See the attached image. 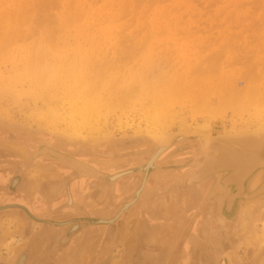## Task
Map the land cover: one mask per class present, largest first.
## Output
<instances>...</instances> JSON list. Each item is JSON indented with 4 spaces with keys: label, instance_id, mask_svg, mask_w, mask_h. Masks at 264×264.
Listing matches in <instances>:
<instances>
[{
    "label": "bare ground",
    "instance_id": "bare-ground-1",
    "mask_svg": "<svg viewBox=\"0 0 264 264\" xmlns=\"http://www.w3.org/2000/svg\"><path fill=\"white\" fill-rule=\"evenodd\" d=\"M67 1L68 0H66V2ZM71 1H73V0H71ZM110 1H112V0H110ZM124 1H126L127 3L128 2L132 3L134 6L132 4H130V5H132L135 8L136 7L135 3L138 2V4L141 5L143 0H141V2H140V0H138V1L137 0H124ZM224 1H226V0H224ZM16 2L17 1H15V3ZM56 2H57V0H35L34 4H35L36 8L34 7V12L37 11L38 13H41L44 11V13H45L46 12L45 9L49 8V6L52 7L53 4H54L53 6L55 7V5L57 4ZM60 2H61V0H60ZM114 2H116V3L115 4L112 3L113 5L110 3L108 5L110 7H114L116 9L117 6L120 4L121 0H116ZM126 2H124V3H126ZM143 2L146 4L148 3V1L145 2V0ZM149 2H150V0H149ZM152 2H154V1H152ZM163 2H164V0H163ZM194 2H195V0H194ZM196 2H198V0H196ZM202 2H203V0H202ZM240 2H241V0H240ZM249 2H251V1H249ZM3 3L7 4V2H4V1H3ZM3 3H0V5ZM17 3H19V2H17ZM23 3H24V1H23ZM27 3H29L28 0H26L25 5L22 6L24 10L21 9L23 11H20V12L25 13L27 10L29 11V9H28L29 6H28L27 10L25 9ZM122 3H123V1H122ZM258 3L256 0V4H258ZM32 4H33V2H32ZM85 4H86V2H85ZM151 4L152 3H150V5ZM202 4H200L199 6H202ZM246 4H249V3H246ZM256 4H254V6H256ZM58 5H60V4L58 3ZM124 5H126V4H124ZM15 6L16 5L14 4V7ZM33 6L31 5L30 9H31V7L33 8ZM91 6H92V3H91ZM176 6H178V5H176ZM54 7H53V10L55 8H58L59 6L55 7V8ZM126 7H127V5H126ZM147 7H148V5H147ZM234 7H236V6H234ZM251 7H253V6H251ZM65 8L66 9L69 8L68 4H67V6H64L63 9H65ZM70 8H72V6H70ZM70 8L67 10L71 11ZM204 8L205 9L207 8L206 5ZM253 8H255V7H253ZM253 8H251V10ZM110 9H112V8H110ZM115 9H114V11H115ZM120 9L122 10V8H120ZM125 9L126 8L124 7V10H122V12L123 11L125 12V13L123 12L124 15L127 14V11H128V10L125 11ZM135 9H137V7ZM135 9L134 10L132 9V10L134 12H136L137 10L135 11ZM149 9L150 8H148V10ZM194 9H196V8H194ZM202 9H203V7H202ZM210 9H209V11H210ZM225 9H224V11H225ZM13 10H15L14 12H16L17 9H13ZM13 10H11V11H13ZM31 10L28 13H32L33 10L32 11ZM84 10L85 9H83V12H85ZM11 11H9V12H11ZM73 11H71V13ZM109 11H111V10H108V12ZM173 11H174V9H173ZM255 11H256V9H255ZM2 12H4V11H2ZM54 12H58V11H54ZM66 12H68V11H66ZM134 12H131V13H134ZM22 13H21V15L19 14V16L17 15L18 17H17L16 22L19 23V21L21 19H23L20 21L19 25L21 24L22 28H24V26L26 27L29 24L28 21H27L28 24L25 22V19H27L26 16H29V17H32V16L30 14L25 15L26 13L22 15ZM38 13H35V14H37L36 15L37 18H38V15L40 16L38 18V20H39L38 23H36L37 22L36 21V22H33V24H31V25H35V24L38 25L42 21H45V22L47 21V22H49V23L46 22L47 24L51 23L52 26L50 28L52 29L53 28L52 22H56V21L58 22L57 19L54 18L56 21H53V18L51 19L49 17V16L53 15V14L51 15V12H50V15L48 16L49 12L47 11V16H43V17L41 16V14H38ZM63 13L65 14V12H63ZM69 13L70 12H68V14ZM111 13H113V12H111ZM241 13H243V12H241ZM2 14L0 13V17H1V21H2V24L0 21V25H1L0 26V30H1L0 35L2 33H6V36L4 38L2 37L4 34L2 36H0V41L3 39V41H2L3 43L0 42L3 44V45H1L2 47H0V55L3 54V57L7 60L8 55H7L6 49H7V47L10 46V44L11 45L15 44L14 41H16V40H25L26 41V40L32 39V38L36 39V37H34V36H36L37 33L31 29L32 27H30V29L33 32L29 33V35L26 34V36H25V34H24L25 32L20 31L21 25H20V27L17 25L19 27V28L17 27L18 29L15 28V23H16V22H14L15 21L14 20L15 15H11V14H14L13 12H11V14L9 13L11 15V17H9L10 16L9 15L8 20L10 19L12 21V23H10V21L8 22L11 25L7 29L5 26L7 21H8V20H6L7 15L3 16ZM64 14L62 15L63 17H64ZM77 14L78 13L73 12V14L69 15L68 17H66V14H65L66 18L61 17V19H59V22H60L59 24L62 23L61 26H59L60 29L66 27L67 25H68V29L72 28L71 26H69V24L72 20L74 22H76V20H78L77 18H79V17H77V16H79L80 14L79 15H77ZM141 14H143V12ZM247 14H248V12H247ZM120 15H117L116 17H118ZM72 16H75V19ZM126 16H128V14L125 15V17ZM155 16H156V14H155ZM24 17H25V19H24ZM36 17H35V19H36ZM53 17H54V15H53ZM184 17H186V16H184ZM184 17H180V18H184ZM247 17L249 18V16H247ZM11 18H13V19H11ZM112 18L113 17H110L109 20H112ZM121 18H122V16H121ZM209 18H210V16H209ZM28 19L30 20L31 18H28ZM32 19H33V17H32ZM117 19H120V17ZM143 19H144V17H143ZM187 19H189V17ZM244 19H245V17H244ZM256 19L258 20V17ZM240 20H243V19L240 18ZM250 20H251V22L254 21V19L253 20L249 19L248 22ZM171 21H172V19H171ZM13 22H14V24H13ZM23 22L25 24H23ZM126 22H125V25H126ZM241 22H243V21H241ZM56 23L54 24V26L56 25ZM202 23H203V25H205V27L208 25L206 23L204 24V22H202ZM224 23H226V22H224ZM41 24L45 25L46 29L45 28L44 29L46 30V32H47V30L50 31V32L46 33L47 37L44 34H43L44 35L43 36L41 33L42 39L46 41L48 36L51 37L53 34L56 33V31H54V29H52V31L50 30V28L48 29L47 26L49 27V25L45 24L44 22L40 23V25ZM245 24H247V23H245ZM13 25H14V27H13ZM31 25H29V26H31ZM36 25H35V27H36ZM72 25H74V24H72ZM235 26H237V25H235ZM238 26L236 28H238ZM254 26L252 28V31L254 30L255 27L257 28V26H255V27ZM40 27H43V26L41 25V26H39V28ZM118 27L119 26H117V28ZM178 27H179V25H178ZM243 27L245 28V25H243ZM27 28L29 29V27H27ZM36 28L39 30L38 27H36ZM75 28H77V27H75ZM213 28H215V27H213ZM213 28H212V30H213ZM16 29L19 30V32L15 33ZM171 29L169 31H171ZM194 29H196V28H194ZM230 29L233 30V27H231ZM234 29H235V27H234ZM55 30H57V28H55ZM185 30L186 29H184V31ZM208 30L210 31L209 28H208ZM240 30H241V27H240ZM26 31H29V30H26ZM101 31H103V30H101ZM141 31H142V29H141ZM245 31L247 32V30H245ZM249 31H251V30H249ZM259 31H260V29H259ZM59 32L65 33V31H63V29H62V31L57 30V33H59ZM87 32H89V31H87ZM121 32H123V31H121ZM200 33H202V32H200ZM200 33H199V36H200ZM204 33H207V32H204ZM110 34H111V32H110ZM110 34H109V30L104 31V33H103V35H105V37H108V35H110ZM135 34H137V32ZM160 34H162L164 36V33H160ZM180 34H182V33H180ZM193 34H195V33H193ZM256 34H258V31ZM118 35H120V34H118ZM131 35L133 36L132 33H131ZM201 36H202V34H201ZM240 36H239V39H240ZM8 37H10V38L13 37V39L9 40ZM53 37H56V36L53 35L51 38H53ZM126 37L127 36H124L123 38L125 39ZM129 37H130V35H129ZM129 37H128V39H129ZM136 37H138V36L136 35ZM147 37H148V35H147ZM149 37H152V35H150ZM149 37L148 38L142 37V38L147 39L146 40V42H147L149 40ZM181 37H183V35H181ZM220 37H221V35H220ZM236 37H237L236 35H235V37L233 36V40H235L234 38H236ZM83 38H85V37L82 36V39ZM168 38H171V37H168ZM247 38H248V36H247ZM133 39L134 38H132L131 40H133ZM143 39L142 40L140 39L141 42L143 41ZM255 39H253V40H255ZM262 39H263V37H262ZM59 40L60 41L65 40V42L70 41L66 37H62ZM137 40H138V38H137ZM173 40H175V38ZM211 40H212V38H211ZM216 40H218V38ZM226 40H228V39H226ZM249 40H250V37H249ZM7 41H8V43H7ZM52 41H53V39H52ZM126 41H127V39L124 40V44L126 43ZM177 41H179V40H177ZM24 42H22V43H24ZM162 42H163V40H162ZM131 43L133 44L132 46L134 48L135 45H134L133 41H131ZM131 43L130 44L128 43V44L131 46ZM171 43L169 42V44H170L169 45L167 42V44L169 46H171ZM204 43H207V42H205V41L202 42V44H204ZM227 43L229 44V42H226V44ZM35 44L36 43H34L32 45L34 46ZM145 44L146 43H144V45ZM191 44H194V43H191ZM223 44H222V46L225 47V45H223ZM235 44H237V43H235ZM247 44H248V42H246L245 45H247ZM144 45L142 47H143V49H146L147 47L144 48ZM204 45H206V44H204ZM204 45H202V46H204ZM50 46H51V44H50ZM50 46H48V47H50ZM132 46L130 49H132ZM140 46H141V44H140ZM222 46H221V49H222ZM232 46H233V43H232ZM119 47H121V46H119ZM119 47L116 46V48H118V50H119ZM196 47L198 49V46H196ZM206 47L208 48V47H210V45L206 46ZM206 47H204V48H206ZM227 47H229V46H227ZM227 47H225V49H227ZM40 48H39V50H36V52L33 51L34 48H32V46H31L29 52L27 50H26L27 51L26 52L25 48H24V52H26V53H24V54L20 53L21 54L20 58L16 59L17 61L20 60L18 62H16V60H15L16 57H14L13 59H9V61H11V60L14 61L12 64L13 67L10 68V69H12L13 74L11 76H10V74H6L9 76L8 77H1V79H0V96H2V94H7L8 97L10 96L13 99L12 101L16 102V103H14V102L13 103L15 105H17L18 103L21 102L19 99L22 98L25 94H24V92L22 93V92L18 91V89L15 90V88L13 87V82H15L16 80H18L20 82H23V81L25 82L26 80H28L29 85H27V86H28L29 90H27V93L25 92L26 95L29 98L31 97V101L32 100L42 101L43 103L48 105V109H50L51 107L49 106V104H47L48 103V100H47L48 97H46L44 95L46 91L50 92L49 86L57 87V88H59V90L63 91V93H65L64 94V98H65L64 100H66V104L64 106L66 108H64V106L62 108V106H61L62 109L60 110V113L57 110H51V109L47 110L46 113H41L42 110L40 109L41 110V111H39L40 114H37V116H35V119H37L38 122L39 121H40V123L43 122V124H45L48 128L53 127L52 129H55V128H57V126L59 124H61V126L63 127L61 130H58V131L62 135H65V137L64 136H61V137L65 138L66 142L62 143V142L56 141V143H54L56 148H59L60 150H62L65 147V145H67V144L72 146L73 144H72V141L70 138H78V137L85 138L86 136L89 137V139H87L86 141L90 140L87 143L92 142L96 139L95 140L96 142H94V144L95 143L99 144V145L104 144L103 139H101V138L105 137L106 133L104 130L107 127V123L109 122L108 117L111 113H112V115L113 114L117 115L116 118L118 121V125L121 123L120 121H121L122 117H123V119H126L127 116L130 115V113H133L134 115H138L139 118H137V119H139L138 120L139 124L142 122L145 127H143L144 128L143 130H140L139 127H137L138 122L136 123L137 125L135 124V127L140 130V133H141V131H143L142 135H145L149 138L143 139L140 142H138V144L143 143L144 145H142V144L141 145H142V147H146V149H144V151H142V152L140 151L141 153H135V154L133 153V156L132 155H130V156H132L133 158H135V156H136V158L134 160H131L132 157H130V160H128V161L124 160V158H119L118 156H116V154H112L113 152H111V155H108L106 157L107 159H105V161H100L99 157H98V152H96V151H98L97 148L92 150V152L89 151V146L91 145V143L87 144V145L85 143H81L80 146L81 145L82 146L81 147L79 146L80 148L78 147L79 150L77 151L76 156H74V155H72L74 152L72 154H68V155L62 154L59 150H55V149L51 148V146L46 142V140L45 141L42 140L41 142H37L38 141L37 140L36 142L40 143L39 145L42 146L41 147L42 150L40 149V151H45L44 153L46 155L52 156L54 158L56 156L57 158H59L60 163L63 166L70 167L73 170V172L76 173L78 178L75 177L76 179L72 180L69 183L67 181L59 179L60 177L58 178L56 176V174H54V171L51 172V171L44 169V172L41 173V171L39 170L40 171V173H39V172H37L38 171L37 170L36 175L32 178V181L30 183L22 184V186H24V188H28L29 192H31V194H30L31 199L35 198V194H33V193L38 192L41 189V186L43 184L45 186L49 187V182H52L54 184L49 189L50 190L49 196L51 198H56L57 196H59V198H60L64 193V195L69 198V201H70L69 205L73 206L74 205L73 202L78 200V196H79V200H82V198H83L82 193H81L83 188L78 187L79 184L77 185V183H76L77 181H80V179L83 177H86V178L87 177H91V178L93 177L97 180L96 182L94 181L95 186H97V191L96 192H90V194H89L91 198H94L95 202H99V201L104 202L105 199L109 200L112 197L111 196L108 198V194H109L108 192L109 191H112L115 196H116V193L117 194L121 193V196H119L118 199L121 201L120 202L121 204L123 203V205L127 203L126 199L131 198V200L128 202L129 204L125 205L124 211H121L122 213L116 215V217L114 219H112V218L110 219L108 217H105V216H108L109 212H107L105 215L103 212L102 213L104 215L103 218L100 221H98V223H91V226L100 225L98 228L101 231L102 236H104V234H105L107 238H109L111 235L115 234L116 231H118L117 236L119 237L120 240H121V238L124 239L123 236H125L127 234L130 235L129 238H127V240H126V243L128 242V244H131L130 248L127 249L128 250L126 253L127 256L130 255V249L133 250V248H135L139 244V241L137 239L139 237L138 235L142 234V233L146 234L145 240H143L144 245L145 246H151V249L152 248H154V249H152V250L150 249V252L147 251V252L141 253L137 259L134 258L133 259L134 264H144L146 262H149V264H161V262H165V261H167L168 264H174V263L176 264V261L179 264H186L187 261H189V260L193 261V264H198L196 260L201 257V252H203L202 250H204V249H210L212 251V255H216L218 252H220V253L224 252L225 253V252L231 250V247L234 245V243L237 242L235 239L237 236L241 237V236H244L246 233H250L249 232L250 222H251V224L253 223V225H254V232L256 231L258 226H260L261 228H262V226H264V119H263V116H264V114H263V112H264V87L263 86L264 85L261 86L258 82H255V84L258 83L257 84L258 86L257 85L255 86L253 84L254 81H252V83L250 84L251 86L248 84V82H251L249 80L250 79L253 80L255 77H257L259 72H260V74H262L264 72L263 71L261 73V70H260L261 68L259 69L260 71H258V72H257V70H255V72L258 74L255 75L254 77H253V75H254L253 73H255V72H252V73L247 72V73L252 74V77H253V78L249 77V74H248V77L250 79L249 78H247V79H249V80H246V75H245L246 72L245 73L243 72V74L245 75V81H247V83L243 82L245 84L243 86V88H238L236 86V84L233 85V81L234 80L236 81L238 79H234V78L232 79V76L229 77L228 79L230 81L232 80L231 81L232 85H231V84H229L230 81L226 80L227 78L225 79L223 74L222 75L220 74L221 76L224 77L222 79H225V81H227L225 83V84H227V86L226 85L223 86V85H221V83L224 84V81L222 79H221L222 82H218L219 81L218 77L217 78H215V77L211 78L210 77L211 74L209 75L206 73L207 71H210L211 69L213 70V67L215 68V66L209 65L210 67H212V68L209 67L210 70H208L207 68L203 69L201 67L203 66L202 63L205 60L204 61L202 60L203 62L200 61L202 66H200V63L194 64V66L197 65V67H195V68H198V69L196 70L194 68V66H192V69H194L196 72H202V74H203V72H205L204 75L205 76L207 75L206 77L204 75H202L201 73L200 74L202 76H200L199 73H198V75H196L194 70L191 72L187 70V72H190V73H188V74L186 73V75H184V73H185L184 71L182 72L183 74L182 73L179 74V71L177 70L176 73L178 75L173 73L171 79L165 80V77H164L165 75H163V78H161V76H160L161 79L157 78V79H160V81H161L159 83L161 87L159 86L160 88H155L154 86L158 87V84L156 82V85H154L155 83L153 84L152 81L156 78H154L151 81L152 78L148 79L149 76L145 77L146 75H148V73H147L146 69H145V72L143 71V69L145 67H147V65H145V67L142 69V71L140 69L141 67L144 66L143 64L145 63L146 60L143 61V64H142L143 66L139 67L140 71L144 72V74L140 73V71L138 70L139 64L137 66L135 65L137 67L135 69H137L139 72V73L137 72L136 74L137 75L139 74V75L137 76L134 74H130V76L132 75L131 77L129 76L131 81H129V85H127L128 83H126V84L123 83L124 80H122V82L119 81L121 79L118 78L116 75L110 73V72L107 73L108 74L107 76L109 77L108 78L106 76V74L103 72V70L106 68L104 66H103L104 69L102 71L97 70L95 68L98 72H96V70L93 68H92L93 70H91V68L89 69L88 64L86 63L87 58H85V57L84 58L86 61L84 64L82 63V65L77 64V62H76V64H72V65L70 64L69 67H67L68 65L66 67H62V65H60L62 67V68L60 67V70H58L54 67L52 69L51 64H47V62H49V61H47L48 59L46 60V58H45V56L48 58L51 57L48 53L49 51H46L47 52L46 53L45 52L46 49H45L42 52L41 51L42 47H40ZM51 48H52V46H51ZM181 48H183V47H181ZM204 48H203V50H204ZM254 48H256V46ZM121 49H122V47H121ZM130 49H129V52H130ZM140 49H142V48H140ZM143 49H142V51L144 52ZM155 49H156V47H155ZM200 49H201V47L198 50H200ZM225 49L223 48L222 50L226 51ZM235 49H237V47ZM240 49H241V47H240ZM122 50L125 54L126 53V51H124L125 49H122ZM240 51H242V49ZM5 52H6L7 56H4ZM12 52H14V51H12ZM44 52L46 55L44 54ZM114 52H115V50H114ZM119 52L123 53L121 50ZM119 52L116 50L115 54L118 53V55H119L120 54ZM137 52H138V50H137ZM162 52H163V50H162ZM171 52H173V51H171ZM185 52L187 53V51H185ZM235 52H237V51H235ZM238 52H239V50H238ZM41 53H43V54H41ZM224 53H226V52H224ZM249 53L250 52L248 51L247 55ZM130 54H131V52H130ZM132 54H135V53H132ZM136 54H138V53H136ZM157 54H158V52H157ZM161 54H163V53H161ZM161 54H160V56H162ZM165 54H166V57L168 58V56H167L168 53H165ZM200 54H202V53L199 52V55ZM215 54H217V53H215ZM215 54L213 53V55H215ZM218 54H219V52H218ZM253 54H255V51H254V53L253 52L250 53V55H252L251 57H253V56L255 57V55H253ZM42 55H44V59L47 61V62L45 61L46 64H42V61H43V59H41V58H43V57H41ZM151 55L152 54H150V56ZM171 55H173V54H171ZM210 55H212V54H210ZM228 55H230V54H228ZM35 56H40V58L35 57ZM115 56H114V58H117ZM125 56H123V57H125ZM135 56L137 57V55H135ZM140 56L141 55H139V57ZM164 56H163V58H165ZM67 57H68V54H67ZM69 57H72V56H69ZM69 57H68V59H69ZM97 57L100 58V56H97ZM104 57H102V58H104ZM106 57H107V55H106ZM142 57L145 58L144 56H142ZM157 57L158 56L155 57L156 60H158ZM170 57H169V60H170ZM205 57L203 59H205ZM236 57H235V60H237ZM51 58H53V57H51ZM51 58H50V60H51ZM105 58H104V60H105ZM114 58H112V60H110V61H114L113 63H116L117 60L116 59L113 60ZM149 58L147 60H149ZM215 58H214V60L210 58V60H211V62L213 60V62L216 64L215 61L218 59V57H217V59H215ZM248 58H250V57H246L245 59H248ZM91 59H93V58H91ZM128 59H129L128 57H125L126 61H130ZM136 59L138 60L140 58H136ZM174 59H175V57H174ZM220 59L221 58H219L218 61ZM260 59H262V58H260ZM263 59H264V57H263ZM263 59H262V61H264ZM28 60L29 61L31 60L33 62L29 63ZM38 60H40V61H38ZM133 60H131V61H133ZM156 60H154L155 63H157ZM249 60L246 61L247 65L250 62ZM89 61H90V59H89ZM91 61H93V60H91ZM131 61H130V63H131ZM150 61H149V63L151 64ZM166 61L164 62V64L167 63ZM186 61H187V59H186ZM190 61L191 60H189V62H188L189 65H191V62H192V61L191 62ZM194 61H196V60H194ZM232 61H234V59ZM36 62H38V64H36ZM81 62H84V61H81ZM95 62H96V59H95ZM108 62H109V60H108ZM123 62H122V66H123ZM154 62H152V66H153V64L155 65ZM160 62H161V59H160ZM239 62H242V61H240V59H239ZM239 62L237 61L238 65L242 64L243 66L242 65L238 66L235 64L234 65L237 67H240V68L245 66V64H243L245 61L241 64H239ZM26 63H28V65ZM93 63H91V64H93ZM103 63L105 65V61ZM170 63L171 62L169 61L167 63V66H166V64H165V66L168 67V64L170 65ZM231 63H232L231 65H233L234 62H231ZM235 63H236V61H235ZM53 64H56V63H53ZM106 64H107V62H106ZM117 64H119V60H118ZM133 64H135V63L133 62ZM183 64H185V63H183ZM208 64H210V62H208ZM220 64H222V63H220ZM262 64L257 63V65H259V66H262ZM109 65H110V63H109ZM205 65H207V62H206V64H204V66ZM211 65H213V64H211ZM252 65H254V66H252L251 68H254L256 63H252ZM96 66H97V64H95L94 67H96ZM124 66H127V65L125 64ZM152 66L150 65V67H152ZM199 66H200V70H206V69L207 70L206 71H200ZM109 67H111V65ZM162 67H160V68H162ZM171 67H173V65H170V67H168V68L171 69ZM174 67H175V64H174ZM221 67H222V65H221ZM262 67H263L262 69L264 70V66H262ZM97 68H98V66H97ZM113 68H115V67H113ZM113 68H110V69H112V71H113ZM120 68H121V66H120ZM160 68H158V69H160ZM179 69L181 70L182 67H180ZM217 69H218V67H217ZM217 69H216V71L215 70L214 71L217 72L218 71ZM115 70H116V68H115ZM117 70H118V68H117ZM245 70H249V69H246V67H245ZM125 71H126V69H125ZM150 71H151V69H150ZM154 71H156V69ZM234 71H236V70H234ZM253 71H254V69H253ZM94 72H96V73H94ZM100 72H102V74ZM106 72H107V69H106ZM165 72H167V71L165 70ZM211 72H212V75L215 74V76H216V73H213V71H210V73ZM103 73L105 74V76L109 80L106 79V77L104 76ZM121 73H122V71H121ZM125 73H127V71ZM125 73H122V74H124V76H125ZM111 74L116 76V77L112 76ZM140 74H142V76ZM160 74L162 75V73H160ZM160 74H158L157 76H159ZM227 74H229V72L226 73L225 75H227ZM235 74H236V72H235ZM109 75L112 76L111 79H110ZM127 75H129V74H127ZM149 75H150V72H149ZM239 75L241 77H239ZM239 75L237 77H239V79L240 78L243 79L244 76L242 77L241 74H239ZM142 77L145 78L144 81H143ZM237 77H235V78H237ZM52 79L53 80L55 79V82H54L55 85H52V84L49 85L48 84V82H50V80H52ZM258 79L259 78H257V80ZM128 80L129 79H127V82H128ZM56 81H57V83H56ZM262 81H263V79H262ZM120 83H121V85L125 84L128 86V87L122 86L123 88H126V90L124 89V91H123V88L120 87ZM135 84L138 85V86H136L137 88L138 87L140 88L139 91L135 87ZM47 85H49V86H47ZM253 85L255 87H253ZM259 85H260V87H259ZM22 88L24 89L25 87H22ZM138 92H139V94H138ZM137 94H138V96H137ZM7 95H3V96L7 97ZM18 95L19 96L22 95V96H20L18 99H16V96H18ZM3 96L1 99H3ZM184 99H185V101H186V99L189 100L188 102L190 104L187 103L188 104L187 107L188 108L191 107V109L189 110L187 108V110L190 111V113H192L194 111L195 113L201 114L204 111L203 114L206 112V114L209 117V120L204 119L202 124H197L193 128L187 127L188 125L185 123L186 121L185 120L183 121L178 115V113H180V112L176 113L173 110L174 109L173 107L175 105L178 106L179 109L182 108V106L184 107L186 105V104L183 105ZM17 100H19L20 102H18ZM4 101H5V99H4ZM25 106H28V105L26 104ZM176 106H175V108H176ZM40 108H42L41 105H40ZM191 110H193V111H191ZM244 110L248 111V114H247L248 117L245 116L247 118L246 119L244 118L245 121L243 119L244 122L239 120V118L237 117L238 121H236V122L238 124L241 123L240 126L242 125V127L234 128V127H236V125H234L235 124V118H236L235 116L236 115L240 116V113L244 112ZM33 111H34V109H33ZM200 111H202V112H200ZM249 111H250L251 115L249 114ZM225 112H229V114L233 115V116L236 114L234 116L235 118H233L234 121H232V124H229V126L234 128L233 130H236V131L232 130L231 132H229V131L227 132V130H226V131H223V134L218 133L215 135V134H213L212 127L210 126V120L216 119V118L217 119H223ZM29 113H31V111ZM34 113H33V115H34ZM198 114H196V115H198ZM241 114L243 115V113H241ZM27 115L28 114H26V116ZM244 115H245V113H244ZM28 116H30V115H28ZM229 116H228V120H230L231 117H233V116H231L229 119ZM192 118L193 117H191V119ZM132 119H133V117H132ZM140 119H141V121H140ZM126 120H124L125 121L124 124L126 123ZM130 121H131V119H130ZM233 122H234V124H233ZM174 125H177V128H178V131H176V132L171 131V128ZM125 126H126V124H125ZM132 126H133V124H132ZM222 126H223V124H222ZM227 126H228V124H227ZM248 126H251V127L249 128ZM103 128H104V130H103ZM135 130H137V129H135ZM92 134H99V135H95V137H94V136H92ZM88 137H86V138H88ZM140 139H142V138H140ZM57 140H58V138H57ZM153 143H155V144H153ZM126 144H128V143L126 142ZM39 145H38V147H39ZM121 145H123V144H121ZM184 149L186 150L185 151L186 153L185 154L183 153V154L185 155L186 158H181L180 161H179V159L176 161H173L175 159L173 157L177 156L176 153L179 154L180 150L182 151ZM190 150H192L191 153H190ZM19 151H20V149H19ZM34 151L35 152L32 151L33 153L28 155L29 160L27 162H29L30 159L32 160V158L34 159V158L38 157L39 154H37L38 153L37 150L35 149ZM21 153H26V152L21 151ZM89 153L92 154L89 156L90 160L93 159V161H97L98 162L97 164L100 167L99 169H96L94 166H92L93 163L90 162L89 160H84V159L80 158V157L87 156V154H89ZM45 154H43V155H45ZM177 158H179V157H177ZM122 163H125V165ZM122 167L124 169H122ZM121 169L126 170L125 173L131 172V176H129V177L132 180L122 182L120 179L122 178V174H124V173H122L123 171H120ZM134 170H137V172L134 173L133 172ZM62 174H64V173H62ZM22 178L20 176H18L19 181L23 180ZM67 179H69V178H67ZM12 182H13V180H12ZM9 185H10V181H9ZM87 191H88V189H87ZM194 193L197 194L196 199H193ZM44 196H45V199H49L48 195H44ZM237 199L239 201H236ZM91 200L93 201V199H91ZM53 203H56V202H53ZM236 203H237L236 211L234 212L233 216L231 217V220H229L230 216L228 215V212L232 211V206L235 205ZM17 204H19V203H17ZM54 206L57 207L56 205H54ZM1 208H5L4 205ZM191 210L193 211V213L190 216L192 218L189 219V221L187 220L185 222L184 219L186 220L189 216H187L186 214H185L186 215L185 216L184 213L186 211H191ZM90 211H91V213H93V215H102V214L97 213V212L94 213L92 209ZM26 212L30 213V210L27 209ZM124 212H126L125 213L126 215L123 214ZM161 213H164V215L166 217H168L170 213L171 214L173 213L172 215H174L175 218L171 219V217H168L169 221H173L171 226H166L168 224V223H166L165 225H162V226L154 225V226H148V228H147V223L144 224L141 220H139L140 217H144V218L148 217L149 220L154 221V220H157L155 218L158 217ZM158 219L161 220V219H163V217H160ZM175 219H176V222H175ZM119 220H122L121 223L123 222V224H121L119 222ZM190 221H192L191 223L194 222V224L192 225L191 231H193V234H196V235L195 236L193 235L191 237V239L188 241V243L181 245L183 242L182 239H183L184 234L186 232L185 230H187V229L189 230V228H190V226H189V228L186 227L187 222L189 223ZM116 222H119L121 225H119L115 231L114 230L112 231V230L106 228L107 226H109V224H111V226H112V224L113 223L116 224ZM177 222H179V223H177ZM47 224L54 226V227H63V226L68 225L69 221L64 220L61 223L54 221V222H52V224H50V223H47ZM173 224H175V225L173 226ZM17 228H18V226H17ZM53 229H55V228H53ZM262 232L264 234V229H262ZM82 233H83V231H82ZM3 234H4V231L2 232V235ZM44 234H47V236L44 235V238L41 237L37 240H35V238H33V237H27V239H26L27 243L25 244V248L28 245L30 247V249L33 248V250L38 251L37 247H41L42 245H44L46 243V241H44V239L46 240L48 238V236L52 239L54 237L53 235H51L50 231H45ZM159 234L168 235V237L171 236L169 241H172L175 244L174 253L177 255H174L173 253L171 255L170 250L164 251V248L168 247L169 242L165 241L164 239H158V237L161 236ZM263 234H260V233L257 234L255 236L256 239L254 237V244L256 245V248L257 247L259 248L260 252L264 251V235ZM66 235H68V234H66ZM87 235H81V237L79 239L85 240V239H87ZM151 235L154 238H152ZM197 236H199V238ZM135 239H137V240H135ZM240 240L241 239H239V241ZM133 242L135 245L133 244ZM172 246H174V245H172ZM233 247H235V246H233ZM171 248H173V247H171ZM76 249H77L76 253L81 252V250H84L83 251L84 255L82 257L78 258L79 262L82 263L85 261V258H90V253L93 252L94 247L90 246L89 244L88 245L84 244V249H81V245L77 246ZM70 252L71 253H70L69 258L73 254L74 255L76 254L75 251L72 252V250H71ZM207 252H208V250H207ZM64 253H66V252H64ZM78 254L79 253H77V255ZM204 254H205V252H204ZM212 255L209 256L210 259L213 257ZM36 256H37V253H36L35 257ZM79 256H81V254H79ZM191 256H194L195 258L191 259ZM65 257H66L65 255L62 256V258H65ZM20 259H19V261H20L19 263H22L23 260H20ZM63 260L61 259V262H63ZM123 260H121V261H123ZM124 261H126V260H124ZM254 264H264V263H258L257 261L254 260Z\"/></svg>",
    "mask_w": 264,
    "mask_h": 264
},
{
    "label": "rangeland",
    "instance_id": "rangeland-1",
    "mask_svg": "<svg viewBox=\"0 0 264 264\" xmlns=\"http://www.w3.org/2000/svg\"><path fill=\"white\" fill-rule=\"evenodd\" d=\"M2 1V0H1ZM0 1V3H3V1L4 2H7V4L6 3H3V4H1L0 5V13L4 16V15H7V17H6V20H8V18L9 17H11V15H15V17H14V22H16V20H17V17L19 16V14L21 15V13L22 12H20V11H23L24 9H23V7L22 6H24L25 5V1L26 0H3L2 2ZM15 1H17V2H19V3H15ZM23 1H24V3H23ZM31 1V2H30ZM75 1V2H74ZM114 1H116V0H112V1H110V0H73V1H71V0H68L67 2H66V0H61V2H60V0H57V4L55 5V7H58V8H55L53 5H52V7L51 6H49V8H46L45 9V13H44V11L43 12H41V13H38L37 11H35L34 12V7H35V4H34V2H35V0L33 1V0H28V2L29 3H27L26 4V10H27V8H28V6H29V11L31 10L32 11V13H28L29 11L27 10H25L26 12V14L25 13H22V15L23 14H25V15H31L32 17H33V19H32V17H29V16H26V18L27 19H25V17H24V19H25V22L28 24V22H29V24H28V26H24V28H22V25H21V27H20V25H19V23H20V21L21 20H23V19H21L20 21H19V23L18 22H16L15 23V28H17L18 26L20 27V31L22 32V31H24L23 33L25 34V36H26V34L27 35H29V33H32L33 31L32 30H34L36 33H37V35L36 36H34V37H36V39L35 38H32V39H28V40H16V41H14V43L15 44H10V46L9 47H7V55H6V52L4 53V56H7L8 58H7V60L3 57V54L2 55H0V79H1V77H8L9 75H6V74H10V76L13 74V71H12V69H10V68H12L13 66H12V64H13V60H11V61H9V59H13L14 57H16L15 58V60L16 59H19L20 58V55L21 54H24V53H26L27 51L29 52L30 51V48H31V46H32V48H34V50L33 51H35L36 52V50H39V48L40 47H42V52H43V50H45V52L46 51H49L48 53H49V55L51 56V57H53V58H51V57H46L45 56V58H46V60L47 61H49V62H47L45 59H44V55H42L41 57H43V58H41V59H43V61H42V64H46V62H47V64H51V66H52V69H53V67L54 68H56V69H58V70H60V65H62V67H66L67 65V67H69V65L71 64H76V62H77V64H80V65H82V63L84 64L85 63V61H86V63L88 64V67H89V69L91 68V70H93V69H97V70H100V71H102L103 69H104V67H106L104 70H103V72L106 74V76L108 75L107 73H112V74H114V75H116L118 78H120L121 80H119V81H121L122 82V80H124L123 81V83H128L127 85H129V81H131L130 80V77L132 76H130V74H134V75H137L136 73L138 72V70L140 71V69H141V71H142V69L145 67V65H147V67H145L144 69H143V71L145 72V69L147 70V73H148V75H146L145 77H148L149 76V78L148 79H151V81L154 79V78H160V76H161V78H163V75H165L164 77H165V80L166 79H171L172 78V75H173V73L174 74H177L176 72H177V70L179 71V74L180 73H182L183 71L185 72L184 73V75H186V73L188 74V73H190L191 71H193L194 69H192V66H194V64H198V63H200V66H204V64H206V62H207V65H205L204 67L202 66L201 68H207L208 70H210V68H212V67H210V66H215V68L217 69V67H218V73L217 72H215L216 71V69L213 67V70L211 69L210 71H213V73H216V76H215V74H213L212 75V72L210 73V71H207L206 73L207 74H211L210 75V77L211 78H213V77H215V78H219V81L218 82H222V80L224 81V84H222L221 83V85H226L227 86V84H225L227 81H225V79L226 80H228V81H230L228 78L229 77H231L232 76V79L234 78V79H238V80H234L233 81V85H235L236 84V86L238 87V88H243V86L245 85L243 82H246L247 83V81H245V75H246V80H249L250 78L249 77H251V78H253L255 75H257L258 73H256L255 72V70H257V72L258 71H260L261 70V73L264 71L262 68V66H264V61H262V59H263V57H264V0H257V3L259 4H256V0L254 1V0H241V2H240V0H226V1H224V0H203V2H202V0H198V2H196V0H195V2H194V0H164V2H163V0H150V2H149V0H145V2L146 1H148V3L146 4V3H144L143 1H142V3H141V5H139L138 4V2L137 3H135L136 4V7H137V9H135L133 6V4L132 3H130V2H126V1H124V0H121V2H120V4L117 6V10L114 8V7H110L108 4H115L116 2H114ZM122 1H123V3L124 2H126V3H124V4H126L127 5V7H126V5H124L123 3H122ZM138 1V0H137ZM152 1H154V2H152ZM159 1V2H158ZM186 1V2H185ZM206 1V2H205ZM220 1V2H219ZM223 1V2H222ZM249 1H251V2H249ZM13 2V3H12ZM32 2H33V4H32ZM84 2V3H83ZM85 2H86V4H85ZM92 3V6H91V3ZM99 2V3H98ZM140 2H141V0H140ZM163 2V3H162ZM203 4H202V3ZM213 2V3H212ZM233 2V3H232ZM243 2V3H242ZM255 2V3H254ZM31 3V4H30ZM58 3L60 4V5H58ZM122 3V4H121ZM150 3H152L151 5H150ZM195 3V4H194ZM220 3V4H219ZM227 3V4H226ZM246 3H249V4H246ZM256 4V6H254V4ZM261 3V4H260ZM11 6H9V5ZM14 4L16 5L15 7H14ZM67 4H68V7L70 8V6H72V8H70L71 9V11H73V12H75V13H78L77 15H79V16H77V17H79V18H77L78 20H76V22H74L73 20L70 22V24H69V26H71L72 28H69L68 29V25L66 26V27H64V28H62L63 29V31H65V33H63V32H59V33H57V30L58 31H62V29H60V27L59 26H61V24H59L60 22H59V19H61V17L62 18H64L65 17V14H66V17H68L69 15H72L73 14V12L71 13V11H69V10H67V9H69V8H65V9H63L64 8V6H67ZM112 4V5H113ZM130 4H132V5H130ZM197 4V5H196ZM200 4H202V6H199ZM230 4V5H229ZM240 4V5H239ZM33 6V8L31 7V9H30V6ZM58 5V6H57ZM90 5V6H89ZM147 5H148V7H147ZM176 5H178V6H176ZM205 5H206V9L204 8L205 7ZM224 5V6H223ZM247 7H246V6ZM258 5V6H257ZM212 6V7H211ZM234 6H236V7H234ZM251 6H253V7H255V8H253V7H251ZM4 7V8H3ZM51 7V8H50ZM53 7L55 8L54 10H53ZM124 7L126 8L125 9V11L126 10H128L127 11V14H128V16H126L125 17V15H127V14H125L124 15V13L122 12V10H124ZM201 7V8H200ZM202 7H203V9H202ZM211 9H210V8ZM215 7V8H214ZM217 7V8H216ZM242 7V8H241ZM36 8V7H35ZM60 8V9H59ZM106 8V9H105ZM110 8H112V9H110ZM119 8V9H118ZM120 8H122V10L120 9ZM148 8H150L149 10H148ZM194 8H196V9H194ZM226 8V9H225ZM247 8V9H246ZM251 8H253L252 10H251ZM13 9H17L16 10V12H14L15 10H13ZM21 9H23V10H21ZM52 9V10H51ZM83 9H85L84 11L86 12L87 10L89 11H87L86 13L85 12H83ZM114 9H115V11H114ZM135 9V11L136 12H134L133 10ZM173 9H174V11H173ZM181 9V10H180ZM209 9H210V11H209ZM224 9H225V11H224ZM255 9H256V11H255ZM261 11H259V10ZM6 10V11H5ZM11 10H13V11H11ZM36 10V9H35ZM65 10V11H64ZM76 10V11H75ZM107 10V11H106ZM108 10H111V11H109L108 12ZM147 12H146V11ZM165 10V11H164ZM195 10V11H194ZM223 10V11H222ZM245 12H244V11ZM248 10V11H247ZM2 11H4V12H2ZM9 11H11V12H13L14 14H11V12H9ZM47 11L49 12L48 13V16L50 15V12H51V15L53 14L54 15V17H53V15L52 16H49L51 19L53 18V21H56L55 19H57L58 20V22L56 23V22H52V24H53V28L52 29H54V31H56V33L55 34H53V35H55L56 37H53V38H51V37H49L48 36V40L46 39V41L45 40H43L42 39V35L44 34L46 37H47V32H50L49 30H47V32H46V27H45V25L44 24H41L43 27H40L39 28V26H41L40 25V23H42V22H44L45 24H47V23H49V22H45V21H42V22H40L38 25H36L35 23V25H36V27H38L39 28V30L35 27V25H31V24H33V22H36V23H38V18L40 17L39 15H38V18L36 17V15L37 14H35V13H38V14H41V16L43 17V16H47ZM53 11V12H52ZM54 11H58V12H54ZM66 11H68V12H70L69 14H68V12H66ZM82 13H80V12ZM145 11V12H144ZM173 11V12H172ZM178 11V12H177ZM207 11V12H206ZM255 13H254V12ZM20 12V13H19ZM34 12V13H33ZM63 12H65V14L63 13ZM111 12H113V13H111ZM120 12V13H119ZM131 12H134V13H131ZM143 12V14H141ZM210 12V13H209ZM215 12V13H214ZM223 12V13H222ZM241 12H243V13H241ZM247 12H248V14H247ZM7 13V14H6ZM11 15H10V14ZM19 13V14H18ZM119 13V14H118ZM124 15H122V14ZM170 13V14H169ZM221 13V14H220ZM231 13V14H230ZM252 15H251V14ZM36 17V19H35V17L33 16V15ZM59 14V15H58ZM64 14V17L62 16ZM121 14V15H120ZM133 14V15H132ZM150 14V15H149ZM155 14H156V16H155ZM191 14V15H190ZM213 14V15H212ZM235 14V15H234ZM10 15V16H9ZM18 15V16H17ZM24 15V16H25ZM107 15V16H106ZM109 15V16H108ZM115 15V16H114ZM117 15H120V16H118V17H116ZM160 15V16H159ZM167 17H165V16ZM208 15V16H207ZM231 15V16H230ZM241 15V16H240ZM9 16V17H8ZM82 16V17H81ZM121 16H122V18H121ZM133 16V17H132ZM152 16V17H151ZM184 16H186V17H184ZM195 16V17H194ZM209 16H210V18H209ZM213 16V17H212ZM247 16H249V18L247 17ZM13 17V16H12ZM65 17V18H66ZM74 19H75V16H72ZM96 17V18H95ZM110 17H113L112 18V20H109V18ZM120 17V19H117V18H119ZM143 17H144V19H143ZM157 17V18H156ZM176 17V18H175ZM180 17H184V18H180ZM189 17V19H187ZM204 17V18H203ZM239 17V18H238ZM244 17H245V19H244ZM258 17V20L256 19ZM28 18H31L30 20L28 19ZM55 18V19H54ZM107 18V19H106ZM142 18V19H141ZM146 18V19H145ZM155 18V19H154ZM163 18V19H162ZM240 18L241 19H243V20H240ZM11 19H13V18H11ZM122 19V20H121ZM157 19V20H156ZM171 19H172V21H171ZM184 19V20H183ZM224 19V20H223ZM232 19V20H231ZM247 19V20H246ZM249 19H254V21L253 22H251V20L248 22V20ZM133 20V21H132ZM168 20V21H167ZM199 20V21H198ZM226 20V21H225ZM257 20V21H256ZM263 20V21H262ZM0 21H1V17H0ZM10 21V23H12V21L9 19L8 21H7V23H6V28L8 29L9 27H10V25L11 24H9L8 22ZM28 21V22H27ZM31 21V22H30ZM118 21V22H117ZM127 21V22H126ZM132 21V22H131ZM144 21V22H143ZM151 21V22H150ZM217 21V22H216ZM238 21V22H237ZM241 21H243V22H241ZM247 21V22H246ZM14 22H13V24H14ZM125 22H126V25H125ZM141 22V23H140ZM155 22V23H154ZM202 22H204V24L206 23V24H208L206 27H205V25H203V23ZM224 22H226V23H224ZM251 22V23H250ZM262 22V23H261ZM56 23V25L58 26H54V24ZM119 23V24H118ZM153 23V24H152ZM197 23V24H196ZM235 23V24H234ZM238 23V24H237ZM240 23V24H239ZM245 23H247V24H245ZM257 23V24H256ZM1 24H2V21H1ZM9 26H8V25ZM23 24H25L24 22H23ZM72 24H74V25H72ZM174 26H173V25ZM183 24V25H182ZM186 24V25H185ZM257 26V28L254 26ZM261 24V25H260ZM18 25V26H17ZM29 25H31V26H29ZM47 25H49V27L47 26ZM46 26H47V28L49 29L52 25H51V23L50 24H47ZM98 25V26H97ZM115 25V26H114ZM178 25H179V27H178ZM199 25V26H198ZM221 25V26H220ZM235 25H239L238 26V28H236L237 26H235ZM243 25H245V28L243 27ZM248 25V26H247ZM1 26V25H0ZM91 28H90V27ZM110 26V27H109ZM117 26H119L118 28H117ZM144 26V27H143ZM253 26L255 27L254 28V30L252 31V28H253ZM259 26V27H258ZM13 27H14V25H13ZM18 27V28H19ZM27 27H29V29L27 28ZM30 27H32L31 29H30ZM57 28V30H55V28ZM75 27H77V28H75ZM87 27V28H86ZM112 27V28H111ZM114 27V28H113ZM130 27V28H129ZM142 27V28H141ZM172 29H171V28ZM175 27V28H174ZM193 27V28H192ZM211 27V28H210ZM213 27H215V28H213ZM218 27V28H217ZM231 27H233V30L232 29H230ZM234 27H235V29H234ZM240 27H241V30H240ZM248 27V28H247ZM14 28V29H15ZM17 28V29H18ZM42 28V29H41ZM45 28V29H44ZM59 28V29H58ZM97 28V29H96ZM116 28V29H115ZM134 28V29H133ZM140 28V29H139ZM194 28H196V29H194ZM208 28L210 29V31L208 30ZM212 28H213V30H212ZM217 28V29H216ZM228 28V29H227ZM16 29V31H15V33L16 32H19V30H17ZM24 29V30H23ZM52 29L50 28V30L52 31ZM65 29V30H64ZM67 29V30H66ZM71 29V30H70ZM95 29V30H94ZM120 29V30H119ZM141 29H142V31H141ZM148 29V30H147ZM171 29V31H169ZM184 29H186L185 31H184ZM192 29V30H191ZM225 29V30H224ZM237 29V30H236ZM257 29V30H256ZM259 29H260V31H259ZM26 30H29V31H26ZM45 30V31H44ZM86 30V31H85ZM101 30H103V31H101ZM109 30V34H110V32H111V34L110 35H108V37H105V35H103V33H104V31H108ZM115 30V31H114ZM147 30V31H146ZM199 30V31H198ZM236 32H235V31ZM245 30H247V32L245 31ZM249 30H251V31H249ZM1 31V30H0ZM31 31V32H30ZM75 31V32H74ZM87 31H89V32H87ZM114 33H113V32ZM118 31V32H117ZM121 31H123V32H121ZM135 31V32H134ZM163 31V32H162ZM195 31V32H194ZM231 31V32H230ZM238 31V32H237ZM257 31H258V34H256L257 33ZM137 32V34H135ZM151 32V33H150ZM153 32V33H152ZM185 32V33H184ZM198 32V33H197ZM200 32H202V33H200ZM204 32H207V33H204ZM224 32V33H223ZM242 34H241V33ZM254 32V33H253ZM22 33V34H23ZM41 33H42V35H41ZM113 33V34H112ZM131 33L133 34V36L131 35ZM160 33H164V36L162 35V34H160ZM180 33H182V34H180ZM193 33H195V34H192ZM199 33H200V36H199ZM236 33V34H235ZM239 33V34H238ZM4 34V35H3ZM59 34V35H58ZM100 34V35H99ZM118 34H120V35H118ZM123 34V35H122ZM128 34V35H127ZM145 34V35H144ZM148 35V37L150 36V35H152V37H149V40L146 42V40L147 39H143V38H148L147 37V35ZM187 36H186V35ZM201 34H202V36H201ZM215 34V35H214ZM228 34V35H227ZM3 35V36H2ZM43 35V36H44ZM61 35V36H60ZM89 35V36H88ZM129 35H130V37H129ZM136 35L138 36V37H136ZM170 35V36H169ZM177 35V36H176ZM181 35H183V37H181ZM220 35H221V37H220ZM235 35L238 37H236V38H234L235 40H233V36L235 37ZM241 35V36H240ZM257 35V36H256ZM0 36H2L3 38L6 36V33H2ZM41 36V37H40ZM82 36L83 37H85V38H83L82 39ZM124 36H127L125 39H127V41H126V43L124 44ZM143 38H142V37ZM159 36V37H158ZM161 36V37H160ZM175 36V37H174ZM193 36V37H192ZM239 36H240V39H239ZM247 36H248V38H247ZM252 36V37H251ZM62 37H66V38H68L70 41L69 42H65V40H62V41H60L59 39L60 38H62ZM88 37V38H87ZM97 37V38H96ZM121 37V38H120ZM128 37H129V39H128ZM136 37V38H135ZM168 37H171V38H168ZM188 37V38H187ZM220 37V38H219ZM231 37V38H230ZM249 37H250V40H249ZM262 37H263V39H262ZM9 38V40L10 39H13V37L12 38H10V37H8ZM50 38V39H49ZM81 38V39H80ZM124 40H123V39ZM132 38H134L133 40H131ZM137 38H138V40H137ZM175 38V40H173ZM211 38H212V40H211ZM218 38V40H216ZM247 38V39H246ZM257 40H256V39ZM2 39V38H1ZM52 39H53V41H52ZM80 39V40H79ZM119 39V40H118ZM122 41H121V40ZM143 39V41L141 42V40ZM188 39V40H187ZM191 39V40H190ZM202 39V40H201ZM226 39H230L229 41L228 40H226ZM252 39V40H251ZM253 39H255V40H253ZM8 40V41H9ZM55 40V41H54ZM57 40V41H56ZM94 40V41H93ZM157 40V41H156ZM162 40H163V42H162ZM177 40H179V41H177ZM186 40V41H185ZM195 40V41H194ZM207 42V43H204V44H206V45H204V44H202V42ZM216 40V41H215ZM242 40V41H241ZM3 41V39L0 41V42H2ZM8 41H7V43H8ZM25 41V42H24ZM36 41V42H35ZM100 41V42H99ZM131 41H133V43H134V48H133V44L131 43ZM137 41V42H136ZM155 43H154V42ZM168 42V44H169V42L171 43V46H169L168 44H167V42ZM250 41V42H249ZM253 41V42H252ZM10 42V41H9ZM22 42H24V43H22ZM49 42V43H48ZM97 42V43H96ZM153 42V43H152ZM157 42V43H156ZM160 42V43H159ZM165 42V43H164ZM174 42V43H173ZM226 42H229V44L227 43L226 44ZM246 42H248V44L247 45H245L246 44ZM258 42V43H257ZM3 43V42H2ZM2 43H0V47H2L1 45H3ZM34 43H36L34 46L32 45V44H34ZM38 43V44H37ZM49 45H48V44ZM131 43V46H132V49H130L131 48V46L129 45V44ZM144 43H146L145 45H144ZM191 43H194V44H191ZM209 43V44H208ZM211 43V44H210ZM217 43V44H216ZM224 43V44H223ZM232 43H233V46H232ZM235 43H237V44H235ZM241 43V44H240ZM50 44H51V46H52V48H51V46H50ZM56 44V45H55ZM118 44V45H117ZM137 44V45H136ZM140 44H141V46H140ZM151 44V45H150ZM160 46H159V45ZM166 44V45H165ZM204 45V46H202V45ZM222 44L223 45H225V47H227V46H229V47H227V49H225V47L224 46H222ZM239 44V45H238ZM261 44V45H260ZM8 45V44H7ZM37 45V46H36ZM140 47H139V46ZM144 45V48H146V49H143V46ZM149 45V46H148ZM185 45V46H184ZM210 45V47H206V46H209ZM217 47H216V46ZM241 45V46H240ZM260 45V46H259ZM48 46H50V47H48ZM91 46V47H90ZM115 46V47H114ZM116 46L117 47H119V46H121L122 47V49H125L124 51H126V53L124 54V52H123V50L121 49V47H119V50H118V48H116ZM169 46V47H168ZM196 46H198V49L201 47V49L200 50H198L197 49V47ZM200 46V47H199ZM221 46H222V49L224 48L226 51H224V50H222L221 49ZM239 46V47H238ZM245 46V47H244ZM256 46V48H254ZM37 47V48H36ZM104 47V48H103ZM155 47H156V49H155ZM160 47V48H159ZM181 47H183V48H181ZM204 47H206V48H204ZM237 47V49H235ZM240 47H241V49H242V51H240L241 49H240ZM24 48H25V51L26 52H24ZM55 48V49H54ZM111 48V49H110ZM140 48H142L143 50H144V52L142 51V49H140ZM163 48V49H162ZM167 48V49H166ZM185 48V49H184ZM194 48V49H193ZM203 48H204V50H203ZM211 48V49H210ZM220 48V49H219ZM41 49V48H40ZM54 49V50H53ZM127 49V50H126ZM129 49H130V52H131V54H130V52H129ZM153 49V50H152ZM229 49V50H228ZM233 49V50H232ZM262 49V50H261ZM114 50H115V52H116V50L119 52L120 50L123 52V53H121V52H119L120 54L118 55V53H116L115 54V52H114ZM132 50V51H131ZM137 50H138V52H137ZM151 50V51H150ZM155 50V51H154ZM162 50H163V52H162ZM168 50V51H167ZM203 50V51H202ZM219 50V51H218ZM238 50H239V52H238ZM12 51H14V52H12ZM59 53H58V52ZM67 51V52H66ZM100 51V52H99ZM154 51V52H153ZM171 51H173V52H171ZM182 53H181V52ZM185 51H187V53L185 52ZM212 51V52H211ZM219 52V54H218V52ZM222 53H221V52ZM235 51H237V52H235ZM244 51V52H243ZM250 52V53H254V51H255V54H253V55H255V57L253 56V57H251L252 55H250V53L247 55V52ZM262 51V52H261ZM45 52H44V54H45ZM92 52V53H91ZM103 52V53H102ZM149 52V53H148ZM153 52V53H152ZM157 52H158V54H157ZM180 52V53H179ZM185 52V53H184ZM199 52H201L202 54H200L199 55ZM224 52H226V53H224ZM230 52V53H229ZM16 53V54H15ZM21 53V54H20ZM47 53V52H46ZM128 53V54H127ZM132 53H135V54H132ZM136 53H138V54H136ZM141 53V54H140ZM161 53H163V54H161ZM165 53H168V58L166 57V54ZM205 53V54H204ZM213 53L215 54V53H217V54H215V55H213ZM240 53V54H239ZM258 53V54H257ZM260 53V54H259ZM41 54H43V53H41ZM67 54H68V57L69 56H72V57H69V59H68V57H67ZM116 56H115V55ZM150 54H152L151 56H150ZM157 54V55H156ZM160 54L162 55V56H160ZM171 54H173V55H171ZM187 54V55H186ZM195 54V55H194ZM210 54H212V55H210ZM228 54H230V55H228ZM238 54V55H237ZM244 54V55H243ZM262 54V55H261ZM46 55V54H45ZM48 55V54H47ZM48 55V56H49ZM106 57V55H107V57L105 58L104 56ZM126 55V56H125ZM133 55V56H132ZM135 55H137V57L135 56ZM139 55H141L140 57H139ZM155 55V56H154ZM165 55V56H164ZM186 55V56H185ZM206 57H205V56ZM209 57H208V56ZM223 55V56H222ZM236 57V59L237 60H235V57ZM250 55V56H249ZM97 56H100V58L99 57H97ZM113 56V57H112ZM114 56L115 57H117V58H114ZM123 56H125V57H128L129 59L128 60H133L135 57L136 58H140V59H134L133 61H131V63H130V61H126L125 60V57H123ZM142 56H144L145 58H143ZM156 56H158L157 57V59L159 60H156ZM163 56L166 58H163ZM171 56V57H170ZM216 58H215V57ZM229 58H228V57ZM18 57V58H17ZM35 57H39L40 58V56H35ZM87 58L86 60H85V58ZM102 57H104L105 58V60H104V58H102ZM134 57V58H133ZM150 57V58H149ZM169 57H170V60H169ZM174 57H175V59H174ZM205 57V59H203ZM208 57V58H207ZM217 57H218V59L219 58H221L219 61H218V59H217ZM227 57V58H226ZM240 57V58H239ZM246 57H250V58H248V59H245ZM259 57V58H258ZM50 58H51V60H50ZM91 58H93V59H91ZM102 58V59H101ZM112 58H114L113 60H117L116 61V63H113L114 61H110V60H112ZM142 58V59H141ZM149 58V60H147ZM163 58V59H162ZM173 58V59H172ZM198 60H197V59ZM210 58L211 59H213L214 60V58L215 59H217L215 62H216V64L213 62V60H212V62H211V60H210ZM232 58V59H231ZM244 58V59H243ZM260 58H262V59H260ZM53 59V60H52ZM71 59V60H70ZM73 59V60H72ZM89 59H90V61L91 60H93V61H89ZM95 59H96V62H95ZM124 59V60H123ZM160 59H161V62H160ZM168 59V60H167ZM179 59V60H178ZM186 59H187V61H186ZM209 59V60H208ZM231 59V60H230ZM234 59V61H232ZM239 59H240V61H242V62H239ZM250 59V60H249ZM37 60V59H36ZM61 60V61H60ZM67 60V61H66ZM108 60H109V62H108ZM118 60H119V64H117L118 63ZM137 60V61H136ZM142 60V61H141ZM146 60V61H145ZM151 60V61H150ZM154 60H156V62L157 63H155L154 62ZM168 63L169 61L171 62L170 63V65H173V67H174V64H175V67L173 68V67H171V69L170 68H168V67H170V65L168 64V67H166L167 66V63H165L166 64V66H165V64H164V62L165 61ZM189 60H191L190 62H191V65H189ZM194 60H196V61H194ZM204 62H203V61ZM229 60V61H228ZM245 62H244V61ZM250 61L249 63H248V65H247V63H246V61ZM259 60V61H258ZM264 60V59H263ZM18 61H20V60H18ZM17 60H16V62H18ZM29 61V60H28ZM38 61H40V60H38ZM46 61V62H45ZM56 61V62H55ZM81 61H84V62H81ZM99 61V62H98ZM102 61V62H101ZM105 61V65H104V62ZM124 61V62H123ZM143 61H145V63L143 64ZM149 61L151 62V64L149 63ZM179 63H178V62ZM203 62L202 63V65H201V62ZM235 61H236V63H235ZM237 61L239 62V64H241V63H243V64H245V66L244 67H237V66H235V65H238V63H237ZM258 61V62H257ZM262 61V62H261ZM30 62H33V61H29V63ZM52 62V63H51ZM94 62V63H93ZM98 62V63H97ZM106 62H107V64H106ZM122 62H123V66H122ZM133 62L135 63V64H133ZM139 62V63H138ZM152 62H154L155 63V65L153 64V66H152ZM160 62V63H159ZM208 62H210V64H208ZM219 62V63H218ZM230 62V63H229ZM231 62H234L233 63V65H231L232 63ZM24 63V62H23ZM22 63V64H23ZM53 63H56V64H53ZM90 63V64H89ZM91 63H93V64H91ZM109 63H110V65H111V67H109L110 65H109ZM121 63V64H120ZM127 65V66H124L125 64ZM129 63V64H128ZM177 63V64H176ZM183 63H185V64H183ZM188 63V64H187ZM220 63H222V64H220ZM224 63V64H223ZM227 63V64H226ZM252 63H256V65H255V67L254 68H251L252 66H254V65H252ZM257 63H259V64H262V66H259V65H257ZM27 65H28V63H26ZM36 64H38V62H36ZM95 64H97V66H98V68H97V66L96 67H94L95 66ZM100 64V65H99ZM103 64V65H102ZM116 66H115V65ZM139 64V65H138ZM141 64V65H140ZM144 66H143V65ZM211 64H213V65H211ZM230 64V65H229ZM235 64V65H234ZM30 65V64H29ZM34 65V64H33ZM32 65V66H33ZM54 65V66H53ZM93 67H92V66ZM114 65V66H113ZM134 65V66H133ZM138 65V70L137 69H135V68H137L136 66ZM150 65L152 66V67H150ZM160 67H162V68H160ZM177 65V66H176ZM183 65V66H182ZM210 65V66H209ZM219 65V66H218ZM221 65H222V67H221ZM226 65V66H225ZM228 65V66H227ZM242 65V64H241ZM241 65H238V66H241ZM31 66V65H30ZM91 66V67H90ZM104 66V67H103ZM119 66V67H118ZM120 66H121V68H120ZM141 66H143V67H141ZM157 66V67H156ZM200 66H199V70H200ZM217 66V67H216ZM243 66V65H242ZM4 67V68H3ZM61 67V68H62ZM109 69H108V68ZM113 67H115L116 68V70H115V68H113ZM125 67V68H124ZM127 67V68H126ZM134 67V68H133ZM139 67H141L140 69H139ZM156 67V68H155ZM180 67H182V69L180 70L179 68ZM191 67V68H190ZM195 67H197V65H195L194 66V68ZM210 67V68H209ZM221 67V68H220ZM226 67V68H225ZM245 67H246V69H249V70H245ZM249 67V68H248ZM93 68V69H92ZM110 68H113V71H112V69H110ZM117 68H118V70H117ZM151 69V71H150V69ZM158 68H160V69H158ZM167 68V69H166ZM190 68V69H189ZM239 68V69H238ZM261 68V69H260ZM10 69V70H9ZM55 69V70H56ZM95 69V70H96ZM106 69H107V72H106ZM125 69H126V71H127V73H125L126 71H125ZM149 69V70H148ZM156 69V71H154ZM171 71H170V70ZM196 70L198 69V68H195ZM206 69V70H207ZM251 69V70H250ZM253 69H254V71H253ZM260 69V70H259ZM8 70V71H7ZM96 70V72H98ZM165 70L167 71V72H165ZM187 70L188 71H190V72H187ZM198 70V71H199ZM206 70H200V71H206ZM215 70V71H214ZM223 70V71H222ZM234 70H236V71H234ZM120 71V72H119ZM121 71H122V73H125V76H124V74H122L121 73ZM136 71V72H135ZM140 71V73H142V74H144V72H141ZM175 71V72H174ZM195 71V70H194ZM229 72V74H227V75H225L226 73H228ZM96 72H94V73H96ZM129 72V73H128ZM149 72H150V75H149ZM165 72V73H164ZM235 72H236V74H235ZM240 72V73H239ZM243 72L245 73V75L243 74ZM247 72H250V73H252V72H255V73H253L254 75H253V77H252V74H250V73H247ZM101 74H102V72H100ZM103 73V74H104ZM116 73V74H115ZM121 73V74H120ZM139 73V72H138ZM146 73V74H147ZM160 73H162V75L160 74ZM198 73H199V75L200 76H202V75H204V73L205 72H203V74H202V72H196L195 71V74L196 75H198ZM202 75H201V74ZM243 74L242 75V77H243V79H239V77H241L239 74ZM105 74H104V76H105ZM111 74V75H112ZM127 74H129V75H127ZM142 74H140L141 76H142ZM158 74H160L159 76H157ZM183 74V73H182ZM192 74V73H191ZM223 74L224 75V77H225V79H222V78H224L223 76H221V75ZM248 74H249V77H248ZM264 72L262 73V74H260V72H259V74L257 75V77H255L253 80H249V81H251V82H248V84L250 85L251 83H252V81H254V85L256 86L258 83L261 85V86H263L264 85ZM99 75V74H98ZM109 75L110 76V79H111V77L112 76H114V75ZM133 75V76H134ZM139 75V74H138ZM137 75V76H138ZM152 75V76H151ZM178 75V74H177ZM208 75V76H209ZM239 75V77H237ZM53 76V75H52ZM105 76V77H106ZM116 76H114V77H116ZM130 76V77H129ZM144 76V75H143ZM151 76V77H150ZM157 76V77H156ZM175 76V75H174ZM205 76V75H204ZM207 76V75H206ZM205 76V77H206ZM221 76V77H220ZM261 76V77H260ZM108 77V76H107ZM106 77V79L107 80H109L108 78ZM128 77V78H127ZM235 77H237V78H235ZM143 78V77H142ZM160 78V79H161ZM247 78H249V79H247ZM257 78H259L258 80H257ZM50 79V78H49ZM127 79H129L128 80V82H127ZM144 79L145 78H143V81H144ZM154 79L152 82H153V84L154 85H156V82H157V84H158V87L157 86H154L155 88H160L161 86H160V79ZM222 79V80H221ZM231 79V78H230ZM262 79H263V81H262ZM156 80V81H155ZM49 81V80H48ZM126 81V82H125ZM232 81V80H231ZM230 81V83L229 84H231L232 85V82ZM29 81L28 80H26L25 82L23 81V82H20V81H18V80H16L15 82H13V87L15 88V90L16 89H18V91H20V92H24V94L26 95V93H27V90H29L28 89V86L27 85H29V83H28ZM55 79L53 80H50V82H48V84L49 85H55ZM235 82V83H234ZM255 82H258V83H256L255 84ZM263 82V83H262ZM56 83H57V81H56ZM132 83V82H131ZM121 85V83H120V87H126L127 85ZM49 85H47V86H49ZM57 85V84H56ZM230 85V86H231ZM253 85V87H255ZM260 85H259V87H260ZM132 86V85H131ZM136 86H138V85H136L135 84V87ZM140 86V85H139ZM160 86V87H159ZM251 86V85H250ZM258 86V85H257ZM18 87V88H17ZM22 87H25L24 89L22 88ZM52 87V88H51ZM122 87V88H123ZM128 87V86H127ZM130 87V86H129ZM258 87V88H259ZM264 87V86H263ZM49 88H50V92L49 91H46L45 92V96L46 97H48V103L47 104H49V106L51 107L50 109L51 110H57L59 113H60V110L63 108V106L66 104V100H64L65 98H64V94L65 93H63V91H61V90H59V88H57V87H54V86H49ZM137 88V87H136ZM121 89V88H120ZM124 89L126 90V88H123V91H124ZM138 89V91H139V87L137 88ZM26 92V93H25ZM138 94H139V92H138ZM138 94H137V96H138ZM3 95H7V94H2V96ZM23 96L22 98H20L19 100L21 101H19V100H17L18 102H20V103H18L17 105H15L14 103H16V102H14V101H12L13 99L9 96L8 97V95H7V97L6 96H3V99H1L2 98V96H0V206H3V205H6V204H12V202H14V201H18L19 203H24L25 204V201H26V199L27 198H29L30 197V194H31V192H29V190H28V188H24V186H22V184H28V183H30L31 181H32V178L36 175V171L37 172H39L40 173V171H41V173L42 172H44V169L45 170H48V171H54V174H56V176L59 178V179H61V180H64V181H67V182H71L72 181V177H71V173H70V171L67 169V168H62L61 166H59V165H57L56 163H54V162H51V161H49V160H46V158H43L42 156H40V157H37V158H32V160L30 159V161L29 162H27L29 159V154H31V153H33V152H35L34 150L36 149L37 151H39L40 149L42 150V146H40L39 144L40 143H37V142H41L42 140L43 141H45L46 140V142L51 146V148H53V149H55V150H59L62 154H66V155H68V154H72L73 152V154L72 155H74V156H76V154H77V151L79 150V148L82 146H80V144L81 143H85L86 145L87 144H90L91 143V145L89 146V151L90 152H92V150H94L95 148H97V150L98 151H96V152H98V157H99V160L100 161H105V159H107L106 157L108 156V155H111V152H113L112 154H116V156H118L119 158H124V160H126V161H128V160H130V155H132L133 156V153L135 154V153H141L142 151H144V149H146V147H142V145H144L143 143H139L138 144V142H140L141 140H143V139H148L149 137H147V136H145V135H142V132L143 131H141V133H140V130H143L144 128L143 127H145L144 126V124L141 122L140 124H139V122H138V120L139 119H137V118H139L138 117V115H134L133 113H130V115H128L127 116V120L126 119H123V117L121 118V125L119 124L118 125V121H117V115L116 114H113L112 115V113L109 115V117H108V120H109V122L107 123V127H106V129L104 130V128H103V130L105 131V137H102L101 139H103V143L104 144H101V145H99V144H94V142H96L95 140L94 141H92V142H89V143H87L88 141H90V140H88V141H86L87 139H89V137L88 136H86V137H88V138H81V137H78V138H70L71 139V141H72V146H70L69 144H67V145H65V147L62 149V150H60L59 148H56V146H55V144L54 143H56V141H59V142H62V143H64V142H66L65 141V138H63V137H61V136H64L65 137V135H62L61 133H59V131L58 130H61L63 127L61 126V124H59L58 126H57V128H55V129H52L53 127H51V128H48L45 124H43V122H41L40 123V121L38 122V120L37 119H35V116H37V114H40V112L39 111H41L42 110V112L41 113H46L47 112V110H50V109H48V105H46L45 103H43L42 101H40V100H32L31 101V97L29 98L27 95L26 96ZM20 96H22V95H20ZM19 95L18 96H16V99H18L19 97H20ZM4 99H5V101H4ZM10 99V100H9ZM34 101V102H33ZM189 100L188 99H186V101H185V99L183 100V105H185L184 107L182 106V108H180L179 109V107L178 106H176V108H175V106L173 107L174 109V112H176V113H178V112H180V113H178V115H179V117L184 121H186L185 123L188 125L187 127H190V128H193V127H195L197 124H202L203 123V121H204V119H208L209 120V117H208V115L206 114V112L203 114V112L202 111H200V112H202L201 114L199 113H195L193 110H191V111H193L192 113H190V111H188L187 110V106H188V104H190L189 102H188ZM9 102V103H8ZM14 102V103H13ZM185 102V103H184ZM188 103V104H187ZM15 106H14V105ZM28 105V106H25V105ZM7 105V106H6ZM40 105H41V107L42 108H40ZM61 106H62V108H61ZM190 106V105H189ZM20 107V108H19ZM64 108H66L65 106H64ZM184 108V109H183ZM33 109H34V111H33ZM41 109V110H40ZM183 109V110H182ZM189 110L191 109V107L190 108H188ZM11 110V111H10ZM186 110V111H185ZM31 111V113H29ZM39 113H38V112ZM188 111V112H187ZM8 112V113H7ZM35 112V113H34ZM62 112V111H61ZM247 112V113H246ZM33 113H34V115H33ZM190 113V114H189ZM241 113H243V115L241 114ZM240 113V116L239 115H230L229 114V112H225V114H224V120L223 119H212V120H210V126L212 127V131H213V134H218V133H222L223 134V131H226L227 130V132L229 131V132H231L234 128H239V127H242V125L240 126V122L241 121H243V119L245 118H247L248 117V111H245L244 110V112H241ZM244 113H245V115H244ZM26 114H28V115H30V116H26ZM36 114V115H35ZM196 114H198V115H196ZM239 114V113H238ZM249 114H250V111H249ZM263 114H264V112H263ZM132 115V116H131ZM193 115V116H192ZM230 115V116H229ZM251 115V114H250ZM249 115V116H250ZM130 116V117H129ZM137 116V117H136ZM228 116H229V119H230V117L231 116H233V117H231V119L230 120H228ZM245 116H247V117H245ZM132 117H133V119H132ZM191 117H193L192 119H191ZM226 117V118H225ZM239 118V120H241L239 123L240 124H238L236 121H238V118ZM111 118V119H110ZM190 118V119H189ZM198 118V119H197ZM233 118H235V124H234V122H233V124L234 125H236V127H234V128H232V127H230L229 126V124H232V121H234V119ZM242 118V119H241ZM130 119H131V121H130ZM226 119V120H225ZM233 119V120H232ZM245 119H244V121H245ZM263 119H264V116H263ZM112 120V121H111ZM124 120H126V126H125V124H124ZM140 121H141V119H140ZM192 121V122H191ZM196 121V122H195ZM213 121V122H212ZM228 121V122H227ZM231 121V122H230ZM243 121V122H244ZM138 122V123H137ZM133 124V126H132V124ZM138 124V126L137 127H139V129L138 128H136L135 127V124ZM237 123V124H236ZM136 124V125H137ZM222 124H223V126H222ZM227 124H228V126H227ZM129 125V126H128ZM113 126V127H112ZM43 127V128H42ZM249 128L251 127V126H248ZM231 128V129H230ZM51 129V130H50ZM119 129V130H118ZM127 129V130H126ZM135 129H137V130H135ZM177 129V130H176ZM139 130V131H138ZM138 131V132H137ZM171 131H173V132H176V131H178V128H177V125H174L172 128H171ZM233 131H236V130H233ZM137 132V133H136ZM95 135H99V134H92V136H94L95 137ZM104 136V135H103ZM139 136V137H138ZM117 137V138H116ZM136 137V138H135ZM44 138V139H43ZM57 138H58V140H57ZM139 138V139H138ZM140 138H142V139H140ZM38 140V141H37ZM109 140V141H108ZM37 141V142H36ZM52 141V142H51ZM133 141V142H132ZM126 142L128 143V144H126ZM131 142V143H130ZM109 143V144H108ZM84 144V145H85ZM121 144H123V145H121ZM130 144V145H129ZM142 144V145H141ZM153 144H155V143H153ZM38 145H39V147H38ZM80 146V147H79ZM140 146V147H139ZM79 147V148H78ZM39 148V149H38ZM68 148V149H67ZM19 149H20V151H19ZM106 149V150H105ZM143 149V150H142ZM21 151H25L26 153H21ZM33 151V152H32ZM141 151V152H140ZM186 150L184 149V150H182V151H180L179 152V154L178 153H176V157H173V158H175L173 161H176V160H178L179 159V161H180V159L181 158H186L185 157V152ZM106 152V153H105ZM192 152V150H190V153ZM103 153V154H102ZM184 153V154H183ZM90 155H92L91 153H89V154H87V156H84V157H80V158H82V159H84V160H89L90 162H92L91 164H92V166H94L96 169H99L100 167H99V165L97 164L98 162L97 161H93V159H91L90 160ZM126 155H129L128 156V158H125L126 157ZM177 157H179V158H177ZM136 158V157H135ZM135 158H131V160H134ZM172 158V159H173ZM123 160V161H124ZM122 161V162H123ZM47 163V164H46ZM54 163V164H53ZM96 163V164H95ZM122 164H124L125 165V163H122ZM50 165V166H49ZM59 167V168H58ZM124 167V166H123ZM122 167V169H124ZM32 168V169H31ZM120 170V171H124V170ZM40 170V171H39ZM65 170V171H64ZM69 171V172H68ZM28 172V173H27ZM30 172V173H29ZM32 173V174H31ZM62 173H64V174H62ZM29 176H28V175ZM18 176H20L23 180H21V181H19V180H17V178H18ZM62 176V177H61ZM9 178V179H8ZM67 178H69V179H67ZM13 180V182H12V180ZM131 179H127V180H125V182L126 181H130ZM9 181H10V185H9ZM92 181V182H91ZM95 180H80V181H77L76 183H77V185H78V187H81V188H83L82 189V191H81V193H82V196H83V198H82V200H79V196H78V200L77 201H74L73 203L74 204H78V205H80V206H82L83 205V207H85L86 209H88V211H90L91 209L93 210V212L95 213V212H97V213H100V214H102L103 212H104V215L109 211V210H111V208H110V204L111 205H113L115 202H119V193L117 194L116 193V196H113V195H110V196H108V198L109 197H111L109 200L108 199H106V200H104V202H101V201H99V202H95V200H94V198H91V199H93V201H91V200H87V197L89 196V194H90V192L93 190V192H96L95 191V188H94V186H95V182H94ZM52 183L50 182V185H51ZM84 185V186H83ZM89 185V186H88ZM9 189V190H8ZM87 189H88V191H87ZM10 191V192H9ZM39 193L41 194V195H48V197L50 198V196H49V194H50V190H49V187H47V186H44V187H42V189L39 191ZM23 197V198H22ZM196 197H197V194H193V199H196ZM23 199V200H22ZM56 203H53L52 205L54 206V205H56L57 207H55L54 206V211H56V212H62V215H61V213H60V216H57L56 218H58V220H63L64 221V219H63V217H67L68 215H70V214H75V215H77L76 214V212L75 211H73V210H65L64 209V206L66 205V199H65V195H64V193H63V195L59 198V196H57L56 198ZM117 199V200H116ZM65 201V202H64ZM84 201V202H83ZM109 201V202H108ZM93 203H98V204H100V203H104V207H102V208H100V209H98L96 206H92V204ZM58 204V205H57ZM62 205V206H61ZM85 205V206H84ZM94 207V208H93ZM57 208V209H56ZM59 209V210H58ZM103 209V210H102ZM187 212V213H186ZM185 213H184V215L186 214L187 216H189L186 220L184 219V221L186 222L187 220L189 221V219H191L192 217H190L191 216V214L193 213V211L191 210V211H186ZM66 215V216H65ZM103 214L102 215H97V217H103L104 216ZM183 215V216H184ZM185 215V216H186ZM228 215L230 216L229 217V220H231V217L233 216V213L231 214L230 212H228ZM184 216V217H185ZM62 217V218H61ZM106 217V216H105ZM60 218V219H59ZM5 220H9V221H11V223H12V225H13V228L11 229V231L10 232H8V234L7 235H5V233L0 237V239H1V242H2V244L3 243H5V241H6V243L7 242H10L11 240V238H13V237H17V239L16 240H13V241H11L13 244H14V246H12L11 247V254H10V256H8V261L7 260H4V258H0V264H3V262H12L11 264H24V263H27L28 262V259H29V255H24V254H17V252L18 251H20V249L22 248V247H24L25 246V244H26V239H27V237H33V238H35V240H37V239H39V238H44V235H42V236H39V235H37L38 233L37 232H41L42 231V229L43 230H45V231H48L49 229L48 228H46V227H44V226H36V225H30V227H28L27 228V230H25V227H23V228H21V226H19V223H18V221L16 220V216H13V214H11V213H5V214H0V225L1 224H3V222H5ZM139 220H141L144 224H146L147 223V228H148V226H154V225H160V224H163L164 223V221H161V220H159V219H157V220H154V221H152V220H149V218L147 217V219H144L143 217H140L139 218ZM7 222V221H6ZM172 222L173 221H171V224H172ZM192 221H190L189 223L187 222V226L186 227H188L189 228V226H190V228H189V230L187 229V230H185L186 232H185V234H184V237H183V242H182V244L181 245H184L185 243H188V241L191 239V237L194 235H196V234H193V231H191V229H192V225L194 224V222L193 223H191ZM121 223V222H120ZM120 223H118V225L115 227V228H112V229H110V230H116V228L119 226V225H121V224H123V222L120 224ZM177 223H179V222H177ZM176 223V224H177ZM189 224V225H188ZM191 224V225H190ZM175 224H173V226H174ZM249 225V224H248ZM258 225V224H257ZM17 226H18V228H17ZM261 227L260 226H258L257 227V229H256V231L254 232V225H253V223L251 224V222H250V225H249V232L250 233H246L244 236H237L235 239H236V243H234V245L233 246H235V247H231V250H229V251H227V252H222V253H220V252H218L216 255H212V251L210 250V249H204V250H202L203 252H201V257L199 258V259H197L196 261H197V263L198 264H254V260L255 261H257L258 263H264V251H261L260 252V250H259V248L257 247L256 248V245L254 244V237L257 235V234H263V232H262V229H264V226H262V228L260 229ZM12 232V233H11ZM60 233V234H59ZM84 233V234H83ZM80 232V233H76V234H74V235H72L71 234V232L70 233H68V231L65 229V230H56V231H54L53 233H51V235H53L54 237H53V239L52 238H50L49 236H48V238L45 240L44 239V241H46V243L44 244V245H42V247H43V249H42V251H43V253H42V255H41V261H42V263H44V264H71V263H73V262H76L77 264H134V262H133V259L135 258V259H137L138 257H139V255L141 254V253H143V252H147V251H149L150 252V249H151V246H145L144 245V242H143V240H145V237H146V234H144V233H142V234H139L138 236V241H139V244L135 247V248H133V250H131L130 249V255L129 256H127L126 255V253H127V249H129L130 248V246H131V244H128V242L126 243V240H127V238H129V236L130 235H125V236H123L124 237V239L123 238H121V240L119 239V237L117 236L118 235V231H116L115 232V234H113V235H111L109 238H107L106 237V235L104 234V236H102V234H101V231L99 230V228H92V229H88V230H86V231H84V232ZM188 233V234H187ZM10 234V235H9ZM66 234H68V235H66ZM88 234V235H87ZM90 234V235H89ZM46 236H47V234H45ZM56 235V236H55ZM81 235H87V239H85V240H80L79 238H77V237H81ZM264 235V234H263ZM94 236V237H93ZM250 236V237H249ZM198 238H199V236H197ZM244 237V238H243ZM55 238V239H54ZM61 238V239H60ZM77 238V239H76ZM137 239H135V240H137ZM239 239H241L240 241H239ZM250 239V240H249ZM255 239H256V237H255ZM22 240V241H21ZM34 240V239H33ZM101 240V241H100ZM253 240V241H252ZM74 241V242H73ZM239 241V242H238ZM21 242V243H20ZM24 242V243H23ZM48 242V243H47ZM77 242V243H76ZM83 242V243H82ZM250 242V243H249ZM253 242V243H252ZM5 243V244H6ZM72 243H74V245L75 244H77L78 246H80L81 245V249H84V244H89L90 246H92V247H94V250H93V252H91L90 253V258H85V261L84 262H82V263H80L79 262V257H82L84 254H83V251L84 250H81V252H77V253H79V254H81V256H79V254L77 255V253L74 255H72L70 258H69V256H70V251L69 250H67V248L72 244ZM79 243V244H78ZM133 244H134V242H133ZM135 245V244H134ZM251 245V246H250ZM10 246V245H9ZM9 246H7V247H5V249H3V251H1V252H9L10 251V249H9ZM105 248H104V247ZM248 246V247H247ZM252 247V248H251ZM247 248V249H246ZM255 248V249H254ZM13 249V250H12ZM105 249V250H104ZM144 249V250H143ZM152 249H154V248H152ZM151 249V250H152ZM207 250H208V252H207ZM35 251V250H34ZM258 251V252H257ZM64 252H66V253H64ZM204 252H205V254H204ZM68 253V254H67ZM133 253V254H132ZM254 254V255H253ZM63 255H65L66 257V259L65 258H62V256ZM210 255H212L213 257L210 259L209 258V256ZM237 257H236V256ZM227 256V257H226ZM230 256V257H229ZM43 257V258H42ZM77 257V258H76ZM21 258V259H20ZM36 258V257H35ZM124 260H126V261H124ZM132 258V259H131ZM195 257L194 256H191V259H194ZM204 258V259H203ZM19 259L20 260H23L22 261V263H19L20 261H19ZM34 259V258H33ZM61 259L63 260V259H65L62 263L60 262L61 261ZM78 259V260H77ZM88 259V260H87ZM17 260V261H16ZM121 260H123V261H121ZM210 260V261H209ZM212 260V261H211ZM118 261V262H117ZM195 261V260H194ZM232 261V262H231ZM248 261V262H247ZM177 262V261H176ZM192 262V263H191ZM239 262V263H238ZM38 264V263H37ZM186 264H193V261H191V260H189V261H187V263Z\"/></svg>",
    "mask_w": 264,
    "mask_h": 264
},
{
    "label": "water",
    "instance_id": "water-1",
    "mask_svg": "<svg viewBox=\"0 0 264 264\" xmlns=\"http://www.w3.org/2000/svg\"><path fill=\"white\" fill-rule=\"evenodd\" d=\"M37 152H38L37 154H39L38 157L42 156L43 158H46V160L54 162L63 168H67L71 173L72 180L76 179L75 178V177H77L76 173L73 172V170L70 167L63 166L60 163L59 158H57L56 156L54 158L52 156L46 155L44 153L45 151L39 150ZM43 154H45V155H43ZM128 156L129 155H126L125 158H128ZM130 157H132V156H130ZM125 172H126V170H124L122 172V173H124V174H122V178L120 179L122 182H125V180H127V179H131L129 177V176H131V172H129V173H125ZM133 172L136 173L137 170H134ZM17 180H19V179L17 178ZM80 180H95V182L97 181L93 177L92 178L91 177H87V178L83 177ZM53 184L54 183H52L50 185V182H49V189L51 188V186H53ZM44 186L45 185L43 184L41 186V189ZM94 188H95V191H97V186H94ZM39 191L36 193H33V194H35V198H33V199H31V197L27 198L25 201V204L24 203L6 204V205H4L5 208H1L2 206H0V214H5V213L13 214V216H16V220L18 221L19 226H21V228L25 227V230H27V228L30 227V225H36V226H44V227L48 228L49 229L48 231H50L51 233H53L56 230H65L66 229L68 231V233L71 232V234L74 235L76 233H80L82 231L84 232V231H86L88 229L90 230L92 228H98L100 226V225L91 226V223H98V221H100L103 217H97V215H93V213H91V211H88V209L85 208L86 207L85 205H84L85 207L80 206L78 204L77 205L74 204L73 206L69 205L70 201H69V198L66 196H65L66 205L64 206V209L65 210L71 209V210L75 211L77 215L70 214L67 217H63L64 220L69 221V224L66 226H63V227H54V226L47 224V223L52 224V222H54V221H57L59 223L63 222V220H58V218H56L57 216H60V213L62 215V212H56L53 210L54 206L52 205V202H56L55 198L50 197L49 199H45V196L41 195L39 193ZM91 192H93V190ZM108 193H109L108 196H110V195L115 196L112 191H109ZM118 196H121V193H119ZM87 200H91L90 195L87 197ZM130 200H131V198L126 199V202H127L126 204H129L128 202ZM236 201H239V200L237 199ZM120 202L121 201L119 200V202H115L113 205H111V204L109 205L111 210L108 211L109 213H108V216H106V217H108L110 219L111 218L114 219L116 217V215L122 213L121 211H124L126 204L123 205V203L121 204ZM237 203L232 206V211H230L231 214L232 213L234 214V212L236 211ZM92 206H96L98 209H100V208L104 207V203H100V204L93 203ZM27 209L30 210V213L26 212ZM125 213L126 212H124L123 214H125ZM144 219H147V217ZM122 220H119V222H121ZM119 222H116V224L113 223L112 226H111V224H109V226H107L106 228L107 229L115 228ZM53 228H55V229H53ZM44 232H45V230L42 229V231L40 233L37 232L38 233L37 235H39V236L45 235Z\"/></svg>",
    "mask_w": 264,
    "mask_h": 264
},
{
    "label": "crops",
    "instance_id": "crops-1",
    "mask_svg": "<svg viewBox=\"0 0 264 264\" xmlns=\"http://www.w3.org/2000/svg\"><path fill=\"white\" fill-rule=\"evenodd\" d=\"M15 203H19L18 201H14ZM14 202H12V203H14ZM173 214V213H172ZM171 213L169 214V216L168 217H171V219L172 218H175L174 217V215H172ZM172 215V216H171ZM160 217H163V219H161L162 221H164V223L163 224H160V226H162V225H165L166 223H168L166 226H171V221H169L168 220V217H166L165 215H164V213H161L158 217H156L155 219H158V218H160ZM166 217V218H165ZM7 221V222H6ZM175 222H176V219H175ZM156 226H158V225H156ZM13 228V225H12V223H11V221H9V220H5V222H3V224H1L0 225V237H1V234H2V232L4 231V233H5V235H7V233L8 232H10V231H8V230H11ZM166 232V231H165ZM159 235H161V236H159L158 237V239H164L165 241H167V242H169L168 244V247H166V248H164V251H168V250H170V253H171V255H172V253L174 254V255H177V254H175L174 253V248H175V244L172 242V241H169L170 240V238H171V236H169L168 237V235H164V234H159ZM164 236V237H163ZM151 237L152 238H154L152 235H151ZM78 238H80V237H78ZM17 239V237H13V238H11L10 240L11 241H13V240H16ZM7 242L6 243V241H5V243H3L2 244V242H1V239H0V258H4V260H7L8 259V256H10V254H11V247L12 246H14V244L12 243V242ZM74 242V241H73ZM27 243V242H26ZM77 243V242H76ZM79 244V243H78ZM156 244V243H155ZM10 245V246H9ZM172 245H174V246H172ZM7 246H9V249H10V251L9 252H1V251H3V249H5V247H7ZM78 245L77 244H75L74 245V243H72L68 248H67V250H69V251H71L72 250V252H74L75 251V253H76V247H77ZM171 247H173V248H171ZM170 248V249H169ZM37 249H38V251L37 250H33V248L32 249H30V247L27 245V247L25 248V246L24 247H22L21 249H20V251H18L17 252V254H24V255H29V259H28V262L27 263H24V264H44V263H42V261H41V255H42V253H43V251H42V249H43V247L41 246V247H37ZM26 250V251H25ZM172 250V251H171ZM36 253H37V256H36V258H35V255H36ZM40 256V257H39ZM33 257H34V259H33ZM43 258V257H42ZM65 260V259H64ZM63 260V261H64ZM168 260V259H167ZM8 261V260H7ZM61 262V261H60ZM12 262H3V264H11ZM62 263V262H61ZM71 264H77L76 262H73V263H71ZM144 264H149V262H146V263H144ZM161 264H168V262L167 261H165V262H161ZM175 264V263H174ZM176 264H179L178 262H176Z\"/></svg>",
    "mask_w": 264,
    "mask_h": 264
},
{
    "label": "flooded vegetation",
    "instance_id": "flooded-vegetation-1",
    "mask_svg": "<svg viewBox=\"0 0 264 264\" xmlns=\"http://www.w3.org/2000/svg\"><path fill=\"white\" fill-rule=\"evenodd\" d=\"M181 151V150H180Z\"/></svg>",
    "mask_w": 264,
    "mask_h": 264
}]
</instances>
